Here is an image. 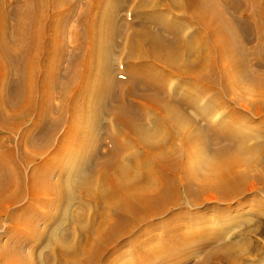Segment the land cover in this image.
<instances>
[{
	"label": "bare ground",
	"instance_id": "1",
	"mask_svg": "<svg viewBox=\"0 0 264 264\" xmlns=\"http://www.w3.org/2000/svg\"><path fill=\"white\" fill-rule=\"evenodd\" d=\"M136 1L128 21L126 0H0V264H154L197 245L172 264H264V92L242 106L255 120L197 122L227 89L216 55L264 87L225 16L236 1Z\"/></svg>",
	"mask_w": 264,
	"mask_h": 264
},
{
	"label": "rangeland",
	"instance_id": "2",
	"mask_svg": "<svg viewBox=\"0 0 264 264\" xmlns=\"http://www.w3.org/2000/svg\"><path fill=\"white\" fill-rule=\"evenodd\" d=\"M19 2L20 0H13V2ZM236 4L234 5V7L232 8H227L225 9V16L227 17V19L232 20L236 25L240 26L237 27V40H239L241 42V47L243 48V52H241V55L243 57L246 58L247 60V70H249L251 73H254V75H261L264 74V54L260 51H256L259 48V42H260V32H259V27H260V22L262 21L261 16H259L258 14V10H257V6L263 8L264 11V7L255 4V3H250V4H246L245 5V1L244 0H235ZM137 1L136 0H126L125 5H123L121 11H120V19L122 20L123 18H125L124 20H130V17H127L130 15L131 12H129L131 9H134L136 7L135 3ZM222 7L224 6L223 2H220ZM264 5V3L262 4ZM123 20V21H124ZM244 20V21H243ZM243 21V22H242ZM239 23V24H238ZM71 25H74V21L70 22ZM67 36V35H66ZM65 36V37H66ZM119 42H121L118 39V45L117 47L114 48V57H113V74H116V76H118V74L121 71V59H123V54L121 51V46L119 44ZM233 48V52H235V47L232 45ZM236 53V52H235ZM218 54V53H217ZM217 56V70H220V72H222L224 74V78L221 81V85L227 87L226 92H224L220 97L215 98L216 93L209 91L208 94L209 99H203L202 105H206L207 103H213V105L211 106V113H210V119L205 120V121H197L196 120V114L198 115L197 111L194 110V108H187V112L190 114V116H192L197 122L198 125L200 126V128L204 129L208 126H214L216 124H218L219 122L222 121L223 118H227L228 116H230L231 114H235V115H239V116H243V117H247L248 120H255V117H250L249 113L242 107H247L250 108V106L253 107V110H255L256 105L258 104V102H260L258 100L257 97V93L258 92H264V87H259L257 85L254 84V82L252 81L251 76H248L242 83V85L240 86H236V82L238 80V75H236L234 73V71L232 70V68L229 66L228 62H227V56L225 54H218ZM218 57L220 58L219 62H218ZM124 60V59H123ZM251 75V74H250ZM211 79L213 80L215 77L213 74L210 75ZM204 87H206L207 89H209L210 86H208L207 84L204 85ZM211 88V87H210ZM219 89H221V87H218ZM223 90V89H222ZM180 95L176 97H174L173 99L177 98L174 102L180 103ZM166 99L169 97H165ZM170 99V98H169ZM262 103H264V99H261ZM171 101V99L169 100ZM81 101H79L80 103ZM172 102V101H171ZM252 109V108H251ZM218 114V116H216ZM104 116V117H103ZM103 120H101V123L106 125L105 122H107V120L110 122V116L105 114L103 115ZM250 118V119H249ZM106 120V121H105ZM31 123V121H27V124L29 125ZM70 121L68 120L67 117H65V122L63 121L62 126L59 128V131L56 134V139L53 143V145H51V148H49V152L48 154H50L49 158H52L54 156V151L57 149L58 144H61V146H63L64 143L63 141H61V138L63 136V134L66 133V130L68 129L67 127L70 125ZM247 130V129H246ZM20 131V130H18ZM20 133L17 132L13 138L14 140H17L19 137ZM209 136V137H208ZM205 137H207L209 140H211V136L208 135ZM61 141V143H60ZM207 142V141H206ZM209 143V142H207ZM216 145H211V143L207 144L206 146V151H204L202 149V147H200L199 145H197L195 148L197 151H199L200 153H202V151H204V153L206 155H210L212 153H214L215 151V147ZM101 151L104 150L103 149V145L102 147H100ZM45 156V155H44ZM211 157V156H208ZM184 202V201H183ZM23 204V203H20ZM208 206H206L205 208H207ZM205 208L199 207V208H195V207H188L186 209H183V211L181 212H185L188 213L189 215H193L195 212H205ZM179 211V210H177ZM175 209H170L169 212L170 214L172 213H176L177 212ZM168 214V215H170ZM168 215L164 218H160L157 219V221L155 222V224H157V226L161 227L162 225H166L167 224V220H168ZM166 227L163 228V230ZM221 227L220 225H215V231H220ZM193 231V229H192ZM165 231H163L164 233ZM162 233L161 230H159V228L156 229V231L154 230V236H156L157 234ZM162 233V234H163ZM0 241L1 243H5L6 240L8 238H6V236L4 235V231L2 229H0ZM160 245V242H155L154 243V255H155V251L156 249H158V246ZM27 248V247H26ZM198 245L197 246H192V249H188L185 251H180L176 254H173L172 256H164L163 258H160L157 262H154V264H172L173 262L177 261V260H181L184 259L189 253L194 252V250H198ZM124 249V247L122 248ZM201 256L197 257L195 259L198 260ZM194 262H190L189 264H193Z\"/></svg>",
	"mask_w": 264,
	"mask_h": 264
}]
</instances>
